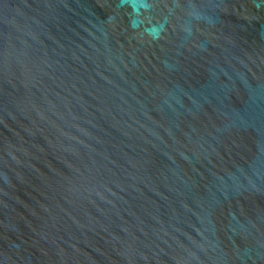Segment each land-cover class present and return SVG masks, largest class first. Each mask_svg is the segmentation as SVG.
Masks as SVG:
<instances>
[{
    "label": "water",
    "instance_id": "95a60500",
    "mask_svg": "<svg viewBox=\"0 0 264 264\" xmlns=\"http://www.w3.org/2000/svg\"><path fill=\"white\" fill-rule=\"evenodd\" d=\"M0 264H264V0H0Z\"/></svg>",
    "mask_w": 264,
    "mask_h": 264
}]
</instances>
